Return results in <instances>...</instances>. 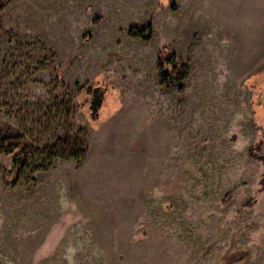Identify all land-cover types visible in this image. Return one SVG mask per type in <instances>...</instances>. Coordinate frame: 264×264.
Returning <instances> with one entry per match:
<instances>
[{"label":"rangeland","instance_id":"rangeland-1","mask_svg":"<svg viewBox=\"0 0 264 264\" xmlns=\"http://www.w3.org/2000/svg\"><path fill=\"white\" fill-rule=\"evenodd\" d=\"M257 142L264 0H0V264H264Z\"/></svg>","mask_w":264,"mask_h":264},{"label":"trees","instance_id":"trees-1","mask_svg":"<svg viewBox=\"0 0 264 264\" xmlns=\"http://www.w3.org/2000/svg\"><path fill=\"white\" fill-rule=\"evenodd\" d=\"M128 35L132 37H137L143 40H148L152 35L151 25L148 24L143 27H130L127 31ZM166 47H163V50ZM157 67L159 70V80L161 85L166 87H174L177 89L178 93H182L184 86L183 81L187 77L189 67L185 62H178L175 58L173 52H166L162 57L158 59ZM250 148V154L254 158L264 160L263 156H257L253 151V148L257 149L259 146ZM10 153H13V150H10ZM264 183V179L261 180V184Z\"/></svg>","mask_w":264,"mask_h":264},{"label":"water","instance_id":"water-1","mask_svg":"<svg viewBox=\"0 0 264 264\" xmlns=\"http://www.w3.org/2000/svg\"><path fill=\"white\" fill-rule=\"evenodd\" d=\"M103 90L99 86L92 89V98L90 100L89 108L91 110V116H95L98 113V109L101 106L103 99Z\"/></svg>","mask_w":264,"mask_h":264},{"label":"bare ground","instance_id":"bare-ground-1","mask_svg":"<svg viewBox=\"0 0 264 264\" xmlns=\"http://www.w3.org/2000/svg\"><path fill=\"white\" fill-rule=\"evenodd\" d=\"M150 128V127H149ZM162 128V127H161ZM147 130H150V129H147ZM158 135V134H157ZM130 171V170H129ZM158 173V172H157ZM135 177V176H134ZM159 180V179H158ZM122 208H124V207H122ZM148 252V251H147Z\"/></svg>","mask_w":264,"mask_h":264}]
</instances>
